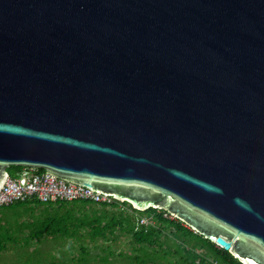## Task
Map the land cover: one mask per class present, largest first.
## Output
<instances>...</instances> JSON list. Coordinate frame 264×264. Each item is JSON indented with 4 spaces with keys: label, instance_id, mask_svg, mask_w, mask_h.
Returning <instances> with one entry per match:
<instances>
[{
    "label": "water",
    "instance_id": "95a60500",
    "mask_svg": "<svg viewBox=\"0 0 264 264\" xmlns=\"http://www.w3.org/2000/svg\"><path fill=\"white\" fill-rule=\"evenodd\" d=\"M10 167L264 264V0H0Z\"/></svg>",
    "mask_w": 264,
    "mask_h": 264
},
{
    "label": "trees",
    "instance_id": "16d2710c",
    "mask_svg": "<svg viewBox=\"0 0 264 264\" xmlns=\"http://www.w3.org/2000/svg\"><path fill=\"white\" fill-rule=\"evenodd\" d=\"M11 169L18 173L21 167H10L8 171ZM120 206L127 207L130 212L119 210ZM143 215L150 216L154 224H140ZM171 216L156 209L140 212L118 201L108 206L91 202L46 204L30 199L0 208V255L12 244L18 261L41 264L43 251L40 246L49 240H59L66 248L58 255L47 252L44 264H68V261L86 264L92 258L87 246L80 244L78 233L87 229L90 241L114 235L116 231L130 235L136 256L130 258L128 264H242L229 251ZM33 246L34 251H29ZM75 247L80 249L79 255L70 257ZM99 261L109 262L106 257Z\"/></svg>",
    "mask_w": 264,
    "mask_h": 264
},
{
    "label": "built area",
    "instance_id": "2783aa9c",
    "mask_svg": "<svg viewBox=\"0 0 264 264\" xmlns=\"http://www.w3.org/2000/svg\"><path fill=\"white\" fill-rule=\"evenodd\" d=\"M30 199L46 204L91 202L108 206L116 201L111 195L106 196L40 169L26 167L22 168L14 178L7 177L0 189V208ZM139 222L148 224L144 218H140Z\"/></svg>",
    "mask_w": 264,
    "mask_h": 264
},
{
    "label": "rangeland",
    "instance_id": "374dc122",
    "mask_svg": "<svg viewBox=\"0 0 264 264\" xmlns=\"http://www.w3.org/2000/svg\"><path fill=\"white\" fill-rule=\"evenodd\" d=\"M8 173L11 178L17 176V173H15L14 169H11L10 171H8ZM125 208L120 206L119 210H128L127 207ZM140 218H144L145 222H148V224H152V223L154 224V220L150 216L143 215ZM87 232H88L87 229H81L79 230L78 233V235L81 237L80 244L87 246L89 257L92 258V260H90L86 264H128L129 262H131L130 258L136 256V252L133 250L135 246L132 245L131 236L128 234H124L122 232L116 231L114 235L107 234L105 237H99L95 241H90V236ZM19 244H22V242H20ZM40 247H42L41 249L43 251V256H44V257L42 256L43 260L41 264H44L47 262L44 260L45 258H48L46 257L47 252H52L58 255L60 254L62 249L66 248V245L59 240L55 242L49 240ZM12 248L13 245L8 244V249H6L5 252H3L0 255V264H17V263L24 264L23 261L17 260L18 256L16 255L15 250H12ZM28 250L34 251V246L30 247ZM72 252L73 253L72 255H70V257L73 256L77 257V255H79L80 249L75 247L72 249ZM101 257H106L109 260V262L101 263L99 261V258ZM65 259H69V257L68 258L65 257ZM68 264H74V263L68 261Z\"/></svg>",
    "mask_w": 264,
    "mask_h": 264
}]
</instances>
